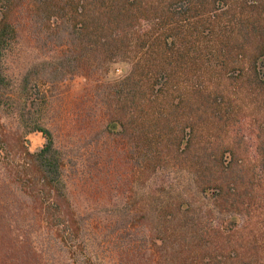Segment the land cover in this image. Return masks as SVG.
Here are the masks:
<instances>
[{"label": "trees", "instance_id": "16d2710c", "mask_svg": "<svg viewBox=\"0 0 264 264\" xmlns=\"http://www.w3.org/2000/svg\"><path fill=\"white\" fill-rule=\"evenodd\" d=\"M24 17L59 51L15 79ZM120 61L128 74L101 82ZM79 75L97 81L99 136L132 193L110 209L118 261L96 250L46 123L51 85ZM181 171L203 206L163 185L141 206ZM0 264H264V0H0Z\"/></svg>", "mask_w": 264, "mask_h": 264}, {"label": "rangeland", "instance_id": "374dc122", "mask_svg": "<svg viewBox=\"0 0 264 264\" xmlns=\"http://www.w3.org/2000/svg\"><path fill=\"white\" fill-rule=\"evenodd\" d=\"M20 30V43L7 59L8 74L15 79H19L33 63L59 51L54 44L45 45L44 38L37 33L36 36L34 27L26 17L21 20ZM129 70L127 62H116L111 65L108 74L100 78L101 82L119 80ZM96 87L97 81L85 75L73 76L51 85L47 92L49 107L46 123L66 155V180L75 207L91 222L97 238L94 246L99 255L110 262L118 261L111 250L112 241L109 242L113 240L109 235L113 224L110 209L127 201L132 193L121 181L125 178L126 167L113 142L99 136L102 118ZM2 123L9 131L18 129L15 117H5ZM29 142L30 149L36 151L43 146L44 139L36 133L29 136ZM157 185L165 188L162 193L164 199L180 197L196 206H203L206 202L195 194L190 174L184 171L164 172L149 182L143 191L148 196L141 206L153 207L152 190Z\"/></svg>", "mask_w": 264, "mask_h": 264}]
</instances>
